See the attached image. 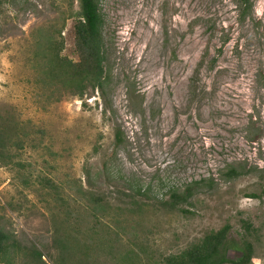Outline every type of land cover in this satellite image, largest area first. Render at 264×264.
<instances>
[{
  "label": "rangeland",
  "instance_id": "374dc122",
  "mask_svg": "<svg viewBox=\"0 0 264 264\" xmlns=\"http://www.w3.org/2000/svg\"><path fill=\"white\" fill-rule=\"evenodd\" d=\"M98 1L105 97L97 91L52 102L36 93L35 39L39 30L62 27L71 0H0V122L29 136L22 149L18 138L0 146L8 154L0 158L2 225L24 245L55 255L53 205L36 194L42 174L67 181L70 199L82 188L119 214L136 209V199L163 253L227 224L240 239L242 225L251 223L253 264H264V0H253L254 24H237L232 0ZM65 22L63 53L76 61L75 23ZM9 157L14 163L6 165ZM23 174L35 176L31 188L21 183ZM194 183L190 204L165 205L171 190ZM90 204L86 198L78 205L83 216Z\"/></svg>",
  "mask_w": 264,
  "mask_h": 264
},
{
  "label": "trees",
  "instance_id": "16d2710c",
  "mask_svg": "<svg viewBox=\"0 0 264 264\" xmlns=\"http://www.w3.org/2000/svg\"><path fill=\"white\" fill-rule=\"evenodd\" d=\"M75 1L78 2L77 10L74 8ZM232 2L236 7L237 24H245L248 21L255 23L253 0ZM67 6L68 14L67 18H63L62 27L56 29L52 26L50 29H53L51 32L53 35L39 30L40 37L38 41L35 39L37 46L33 60L34 69L37 71L34 78L38 87L36 93L38 96L49 98L52 102L59 101V98L65 95L84 100L89 92L97 91L105 97L109 75L106 74L104 15L99 1L71 0ZM68 20H74L75 23L74 45L78 57L76 61L63 53L66 46L63 33L66 29L65 21ZM43 37L44 41L40 40ZM230 40L228 36L224 38L223 45H227ZM46 41L48 43L44 49ZM250 134L252 135L251 132ZM27 135L28 133L19 134L15 123L0 122L2 147L4 143L9 144L13 138H18V141L22 140L19 143L22 149L25 147L23 143L29 138ZM261 135L250 137V142L258 141ZM117 140L119 143L122 142V135L119 132ZM2 147L0 158L8 157ZM10 163H14L11 157L5 164ZM230 171L237 174L234 169ZM31 176L34 175H20L21 183L28 188L33 185ZM42 176V174L34 176L36 194L49 208L53 205L55 238L52 246L55 255L46 256L35 244L24 245L15 233L8 231L0 221V264H253L254 244L246 238V233L253 229L251 223L246 222L242 225L245 236L240 239L231 236L232 228L227 224L176 252L163 253L149 237L152 231L143 225L145 206L139 204L134 197L133 204L137 208H125L119 214L121 209H113L109 203H104L102 196L93 193L86 195L81 188L76 189L75 194L78 195H73L70 199L67 194L69 188L66 185L67 181L56 182ZM88 176L90 178L89 174ZM196 185L199 184L190 185L184 192L171 190L170 200L165 205L177 209L183 204H190ZM136 194L141 195V190H137ZM86 198L91 204L83 216L78 205L81 206ZM16 204L17 202H10L7 206L15 210ZM85 208L88 209V205ZM113 210L118 214L109 215L108 212ZM182 211L190 214L189 211ZM86 215L91 218L90 225L86 224ZM134 215L140 219L137 220ZM231 252L240 254V257L231 258ZM20 254L23 255L20 257ZM46 257L48 259H45Z\"/></svg>",
  "mask_w": 264,
  "mask_h": 264
}]
</instances>
